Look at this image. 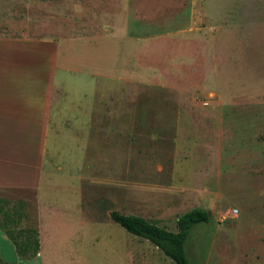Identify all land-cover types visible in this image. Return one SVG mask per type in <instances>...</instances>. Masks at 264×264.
<instances>
[{
    "label": "rangeland",
    "instance_id": "374dc122",
    "mask_svg": "<svg viewBox=\"0 0 264 264\" xmlns=\"http://www.w3.org/2000/svg\"><path fill=\"white\" fill-rule=\"evenodd\" d=\"M41 23L92 41L116 35L119 46L132 38L133 54L149 49L145 63L134 61L135 73L145 72L129 83L128 110L118 106L111 115L102 94L103 118L127 116L135 124L103 126L104 139L115 130V151L102 157L101 181L87 186L86 220L69 234L77 239L66 240L83 249L78 257L91 264H175L110 214L137 215L175 232L182 214L200 208L210 221L190 230V264H264V0H0V37L51 32L37 30ZM161 117L177 120L169 135L155 124ZM19 201L28 219L17 231L38 227L35 193L0 189L3 209ZM43 220L51 231L46 242L57 245L55 222ZM14 249L0 239L3 262L28 264Z\"/></svg>",
    "mask_w": 264,
    "mask_h": 264
},
{
    "label": "crops",
    "instance_id": "0c3cea01",
    "mask_svg": "<svg viewBox=\"0 0 264 264\" xmlns=\"http://www.w3.org/2000/svg\"><path fill=\"white\" fill-rule=\"evenodd\" d=\"M41 24L37 30L51 32L0 37V189L35 193L40 246L31 258L20 256L14 246L20 259L28 264H38L37 258L40 264H91L78 257L82 248L66 240L77 239L69 234L79 232L76 223L86 220L87 186L101 181L102 157L115 151V130L110 128L109 137L104 139L103 126L135 124L127 116L120 119L122 123L117 117L103 118L102 94L111 101V115L116 114L118 106L128 110L132 102L127 99L133 94L129 83L144 77L145 72L140 68L135 73L134 61L139 66L145 63L142 55L149 49L133 54L132 38L119 46L116 35L107 38L108 44L107 40L92 41L76 32L67 34L70 30L65 26ZM121 95L124 100H117ZM155 121L167 129L164 135L178 125L172 117ZM168 157L174 161L175 150ZM41 219L55 222L57 245L46 242L44 236L51 231L40 224ZM86 230L84 227L80 232ZM0 239L10 241L1 228ZM64 239L73 246L63 245ZM0 264L6 263L1 259Z\"/></svg>",
    "mask_w": 264,
    "mask_h": 264
},
{
    "label": "trees",
    "instance_id": "16d2710c",
    "mask_svg": "<svg viewBox=\"0 0 264 264\" xmlns=\"http://www.w3.org/2000/svg\"><path fill=\"white\" fill-rule=\"evenodd\" d=\"M26 207L24 201H19L18 204L7 209L0 206V214H2L0 228L14 244L20 256L31 258L37 254L40 246L38 228L26 227L17 231L20 222L28 219ZM110 217L130 234L150 241L175 264H190L185 249L190 230L197 224L210 221L209 213L200 208L182 214L177 220L175 232L135 215L112 211Z\"/></svg>",
    "mask_w": 264,
    "mask_h": 264
},
{
    "label": "water",
    "instance_id": "95a60500",
    "mask_svg": "<svg viewBox=\"0 0 264 264\" xmlns=\"http://www.w3.org/2000/svg\"><path fill=\"white\" fill-rule=\"evenodd\" d=\"M209 215H210V213H209Z\"/></svg>",
    "mask_w": 264,
    "mask_h": 264
}]
</instances>
